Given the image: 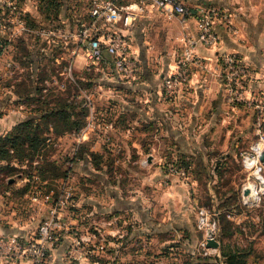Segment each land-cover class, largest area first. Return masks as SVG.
<instances>
[{
  "label": "rangeland",
  "instance_id": "1",
  "mask_svg": "<svg viewBox=\"0 0 264 264\" xmlns=\"http://www.w3.org/2000/svg\"><path fill=\"white\" fill-rule=\"evenodd\" d=\"M186 1L192 11V3ZM10 3L15 4L27 27L14 34L9 28L14 15ZM35 4L40 18L22 9L23 0H0V55L9 62L10 70L0 75V116L11 112L15 124L34 116L37 125L20 133L25 138L27 131H35L40 139L34 146L26 140L18 150H9L7 160H0V190L12 195L3 198L13 197L15 213L28 214L37 224L53 208L58 226L44 264L54 260L63 264H226L223 252L234 255L232 264H264V193L258 201L242 197V187L254 179L253 164L261 161L259 152L264 148V96L258 99L245 95L246 75L241 85H227L221 63L217 75L230 106L227 117L221 119L215 108L205 109L206 114H215L216 118L208 136L190 138L181 133L185 137H172L164 116L156 124L148 123V129L143 128L123 107L114 109V98L107 94L110 68L102 64L86 68L85 56L73 55L69 41L64 43L61 1L35 0ZM164 19L166 27L158 30L162 39L157 43L161 47L155 49V54L172 48L177 55L182 40L180 34L176 36L175 27L181 28V23L174 14H166ZM69 67L81 89L94 96L95 115L88 127V141L81 138L87 123V114H82V108L88 111L87 99L77 85L73 88L70 84L74 81L68 75ZM63 105L67 112H73L70 120L85 121L80 130L66 125L59 115L41 116ZM176 107L182 109L181 104ZM3 121L0 119V137L15 125L8 129L9 122ZM155 129L161 132L160 138H140V130L152 134ZM178 129L176 124L172 133ZM91 140L97 141L95 149ZM132 141L138 145L156 142L157 154L150 146L133 151L131 147L138 145L130 146ZM17 153H22L21 158L16 157ZM245 156L252 165L245 164ZM245 187L254 199V184ZM141 194L148 197L151 207L155 203L151 201L159 199L156 214H124L122 210L107 209L109 195L127 197L138 208ZM1 205L9 208L4 201ZM201 206L218 222L217 248L203 243L205 232L197 224ZM76 239L79 246L74 247Z\"/></svg>",
  "mask_w": 264,
  "mask_h": 264
},
{
  "label": "crops",
  "instance_id": "2",
  "mask_svg": "<svg viewBox=\"0 0 264 264\" xmlns=\"http://www.w3.org/2000/svg\"><path fill=\"white\" fill-rule=\"evenodd\" d=\"M59 1H61V15L59 17L61 18L62 34L65 36L64 43L66 44L69 41L72 48L77 43L76 28L79 21L88 19L87 7L90 0ZM188 1L193 5L192 14L186 17V28H183V24L178 17L183 30L177 25L175 27L176 36L179 34L181 36L184 33L190 36L196 34L197 27L194 17V6L199 1L204 4L216 5L219 9L225 10L229 16L226 19L222 16L214 19L213 28L218 35V40L215 44L207 46L197 43L194 45L192 50L195 60L187 64V70L189 71L187 75L188 79L170 95L166 94L163 89V78L174 71L179 64L178 58L181 46L177 47V55L176 52L172 51V48L168 49L166 53H161L162 55L155 54V49L161 47L157 43L162 39L158 30L161 27H166L165 23L167 21L164 19L166 14L149 10L142 17L138 18L129 29L125 30L130 51L141 63L140 79L130 80L121 78L116 72L108 69L107 65L102 66L106 67L108 72H110L108 74H110L109 79L111 83L107 88V94L109 97L114 98L113 107L115 110L123 107L125 112L129 111L128 116L130 119L134 118L135 120L132 119L133 121L140 122L143 124V128L147 129L148 123L156 124V122H160L161 116H164L166 128H168L170 135L176 138L185 137L181 133L183 135L188 134L190 138L208 136L210 125L216 123V118L215 114H206V108H212L211 111L215 108L219 112L218 117L220 119L227 117L228 106L230 105L226 100V92L221 82L222 79L220 80L217 75L222 70L220 58L223 53L234 52L246 64L247 73L245 78H243L245 95H255L258 99L264 96V0ZM22 9L33 18H40L38 16L40 12L35 4V0H23ZM70 47L66 45L67 49ZM2 56L4 55H0V75L4 76L10 70L7 68L9 62ZM178 104L182 105L180 111H178L179 107H176ZM10 105L13 107L14 103ZM1 106H3L2 101H0ZM238 106L243 107V105ZM173 109L176 110V113L173 112ZM11 110L14 111L15 109L12 108ZM14 118L11 112L0 116V119L9 122L7 128L16 123ZM176 124L179 125L180 130L178 129L172 133L171 128ZM182 125H186L187 127ZM89 132L90 128L83 130L81 136L83 141L90 140ZM151 133H149V130H140V138L146 141L161 137V132L158 133L157 129ZM90 142L94 145L95 149L97 141L91 140ZM132 144L136 143L132 141L130 146ZM148 146H150V149H154L155 152L153 154H157L156 150L158 147L156 142H143L137 148L131 147V149L133 151H142L143 149H147ZM149 153L147 152L146 154ZM10 178L7 181L11 183L12 181H9ZM18 182L16 181L11 185ZM2 192L3 190H0V232L8 235L15 234L19 237L32 236L34 228L39 224H37V220L31 221L28 214L15 213L14 207L11 206L13 197L10 200H5V198L12 195H8L9 191L7 190L4 194ZM6 194L7 197L3 198ZM97 199L99 203L100 200L99 198ZM3 201L6 204L5 207H7V203L9 204L8 209L1 205ZM151 202H155L153 207H151L152 205L149 203L148 197L141 194L137 208L134 202L127 197L118 195L110 197L109 195L107 209H113L115 212L117 209L122 210L121 212L124 214H143L144 216L145 214H156L161 202H159V199ZM104 208L103 206L102 209ZM31 215L32 217H39L41 214ZM60 261H50V264H63ZM0 264H29V262L22 258V256L13 254L0 258Z\"/></svg>",
  "mask_w": 264,
  "mask_h": 264
},
{
  "label": "built area",
  "instance_id": "3",
  "mask_svg": "<svg viewBox=\"0 0 264 264\" xmlns=\"http://www.w3.org/2000/svg\"><path fill=\"white\" fill-rule=\"evenodd\" d=\"M186 2V0H90L87 7L88 19L79 21L77 25V43L72 47V53L75 56L78 53L85 56L86 68L94 64H105L121 78L140 79L141 63L130 51L125 30L129 29L140 16L149 10L160 14H174L180 18L183 28H186V17L192 14L190 6ZM9 5L14 14L12 15L9 28L11 34H14L19 28L26 29L27 27L18 14L15 4L10 3ZM194 8L197 32L194 36H190L187 33L180 36L182 45L178 58L179 64L174 71L163 78L162 86L166 94H171L187 79V64L195 60L192 50L194 45L200 43L210 46L217 42L218 35L213 28L214 19L220 16L226 19L229 16L225 10L219 9L214 4H204L199 1ZM220 59L227 85L230 82H234L238 86L241 85V79L247 73L246 64L234 52L223 53ZM68 75L76 83L79 90L83 92V95L85 94L86 96L88 111L85 127L88 128L91 122H94L93 93L87 89H81L79 83L76 82L70 73V67ZM256 148L259 150L260 145L257 144ZM243 160L246 165L247 161H250L251 164L249 165H252V161L247 156ZM263 164L261 161L253 164L254 179L249 180L247 183L254 184L255 198H245V194L248 193L243 192L244 189H247L245 187L246 183L242 187L244 200L258 201L260 195L264 193ZM44 196L45 198L49 197L48 194ZM36 197L34 196L33 198L35 199ZM53 211L52 208L51 214L47 215L38 224L33 237L25 238L15 234L8 235L0 232V258L17 254L28 260L29 264H44L47 257L48 244L52 243L55 237V229L58 226V221ZM262 211L264 213V205ZM197 224L205 232L203 243H206V238L208 237L215 238L218 222L214 214L209 213L203 206L198 209ZM78 244L79 240L76 239L74 247L79 246Z\"/></svg>",
  "mask_w": 264,
  "mask_h": 264
},
{
  "label": "trees",
  "instance_id": "4",
  "mask_svg": "<svg viewBox=\"0 0 264 264\" xmlns=\"http://www.w3.org/2000/svg\"><path fill=\"white\" fill-rule=\"evenodd\" d=\"M10 63H13L12 60H10ZM102 66H105V64H102ZM94 68V67H91ZM89 68V69H91ZM88 69V70H89ZM72 82V81H71ZM76 82L78 83V81L76 80ZM70 84H73L72 87L74 88V86L76 87V83L72 82ZM68 85V88H71V85ZM11 86H15L14 83L11 84ZM11 91L16 94V92L14 91V89H11ZM82 111L85 116H86V112L87 109L82 108ZM73 112H67L66 111V106H60L57 108H54L52 110H50L49 112H45L43 113L41 116L43 117L45 116H52V115H59L58 119H62L64 121V123L70 127H73L75 130H80L84 124L85 121L84 120H70V115ZM47 117V118H48ZM35 119L34 116H28L27 118L23 119L21 122H17L18 124H15L12 129L9 132H5L6 134L0 137V140H2L3 142H0V160H7V156L9 155V150L12 151L14 149H17L20 147V145H22L26 140H29L28 142L31 145H35L36 143L39 142L40 139H38V134L35 131H27L25 134V138H22V135L20 133V131H24L26 128L31 127V126H36L37 124L35 122H33ZM9 143V146H6V143ZM20 155H22V153H20ZM20 155L17 153L18 158H21ZM10 183V182H7ZM223 255L226 257L225 258V263L226 264H232L230 261H232V259H234V255H227L226 253L223 252Z\"/></svg>",
  "mask_w": 264,
  "mask_h": 264
},
{
  "label": "water",
  "instance_id": "5",
  "mask_svg": "<svg viewBox=\"0 0 264 264\" xmlns=\"http://www.w3.org/2000/svg\"><path fill=\"white\" fill-rule=\"evenodd\" d=\"M259 159L264 163V149L260 152ZM9 181H12V178H10ZM243 192L247 193L248 190L244 189ZM205 245L206 247L217 248L219 246V241L214 237H208L206 238Z\"/></svg>",
  "mask_w": 264,
  "mask_h": 264
},
{
  "label": "bare ground",
  "instance_id": "6",
  "mask_svg": "<svg viewBox=\"0 0 264 264\" xmlns=\"http://www.w3.org/2000/svg\"><path fill=\"white\" fill-rule=\"evenodd\" d=\"M246 161H247V160H246ZM249 164H251V162H250V161H247V165H249ZM250 189H252V188L250 187ZM247 190H248V189H247ZM245 196H248L249 199H252V197H253V193H250L249 190H248V193L245 194Z\"/></svg>",
  "mask_w": 264,
  "mask_h": 264
}]
</instances>
